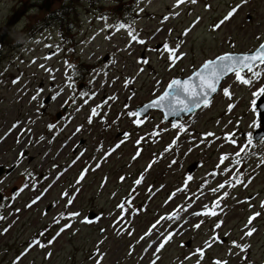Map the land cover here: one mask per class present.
Listing matches in <instances>:
<instances>
[{"label":"rangeland","instance_id":"obj_1","mask_svg":"<svg viewBox=\"0 0 264 264\" xmlns=\"http://www.w3.org/2000/svg\"><path fill=\"white\" fill-rule=\"evenodd\" d=\"M237 5V14L214 29ZM56 10L58 21L47 25V14ZM129 31L146 43L133 41ZM263 40L264 0H186L179 5L177 0H0V264H96L97 259L101 264H264V143L235 155L257 127L253 101L259 96L252 93L264 85V66L251 86L236 82L234 74L225 78L209 107L182 118L186 131L165 123L157 111L140 126L125 114L204 61L252 51ZM165 42L182 56L175 67L163 51ZM142 59L150 63H138ZM82 83L85 87L78 89ZM223 88H230L232 99ZM38 89L43 92L32 101ZM57 92L42 112V101ZM97 105H103L100 115L89 124ZM60 114L66 119L56 121ZM13 124L18 127L12 129ZM50 125L55 127L50 130ZM229 134L235 144L226 139ZM222 155L229 159L220 164ZM237 171L246 186L210 191ZM142 174V183L135 185ZM121 177L126 179L121 182ZM223 191L229 196L216 209L218 216L193 215L206 204L211 207ZM65 192L69 195L63 197ZM68 200L73 203L66 207ZM123 202L122 211L117 205ZM189 204L187 211H179V220H162L145 235L161 217ZM71 212L80 215L68 218ZM255 213L260 215L249 227L256 231L246 237L245 225ZM85 217L92 222H82ZM201 220V227L193 229ZM218 221L222 227L214 232ZM66 223L71 227L57 236ZM181 223L180 234L156 253L153 242L162 238L159 234ZM214 234L223 243L209 248L205 242ZM34 240L46 247L22 256ZM233 241L246 250L233 247ZM198 248L205 249L202 260L193 255Z\"/></svg>","mask_w":264,"mask_h":264},{"label":"snow or ice","instance_id":"obj_2","mask_svg":"<svg viewBox=\"0 0 264 264\" xmlns=\"http://www.w3.org/2000/svg\"><path fill=\"white\" fill-rule=\"evenodd\" d=\"M186 0H177V4H183ZM190 3H196L197 0H188ZM243 3H247V0H242ZM210 7V6H206ZM240 5H237L233 9L229 11V13L224 16V18L219 21L216 25H214V29L220 28L226 21H230L234 15L237 14V11L239 9ZM124 25H120L119 28H123ZM119 30V29H118ZM129 36L131 39L139 44H145L146 42L142 39H138L136 35H134L131 31H129ZM184 34H187V30ZM257 39H262L261 37H257ZM163 51L167 53V58L169 60L170 67H175L176 62L182 59V56L178 54V48H172L169 47V44L167 42L163 45ZM138 63L142 64H149L150 61L147 59L138 60ZM264 66V42L260 43L259 46L250 53H242L239 55H235L233 53H224L220 56H217L214 60H207L205 61L202 66L195 70L191 76L188 78L181 80V79H172L168 84L167 87L164 89V91L156 97V99L152 100L150 103L143 106L142 110H136V111H127L125 114L129 117H135V119L132 121L136 126L142 125L145 120L141 119L142 115L148 110V109H161L164 110L165 116H175L178 115L179 112H192L194 109H199L201 107H209L210 106V96L212 93L217 92V85L220 84L221 80L229 75L234 74L236 82H238L241 85L244 86H251L254 83V80H259L261 78V67ZM41 67H44L41 65ZM47 70V69H46ZM140 71H143V68L140 69ZM245 73V74H242ZM250 74V75H249ZM13 83H17V81H13ZM128 81H125V84L127 85ZM160 82L157 81V84ZM223 95L229 99H232V92L230 91V88H223ZM43 92V89H38L36 95H33L31 97L32 101H36L37 98L40 96V94ZM261 94H264V85H262L257 91L253 92L252 95L254 97H258ZM60 95L59 92H57L54 96H52V100H56L57 97ZM109 99H113V97H109ZM68 101H65L67 103ZM85 103H87V100H85ZM253 105H255V101H253ZM103 105H97L96 107L92 108L91 113L88 117V123L91 124L93 122V117L99 116L100 112L99 109ZM40 107H44L43 104L40 105ZM127 107V106H126ZM234 105L229 104V110H232ZM39 111V109H37ZM77 111L80 110L78 107L76 109ZM255 111V108L253 109ZM17 124L12 125V129L17 128ZM54 125H50V130L54 128ZM173 128H178L180 131H186V129L182 125L173 124ZM12 129H9V132L12 131ZM82 130V126L76 128V133H79ZM28 131H31V129H28ZM155 135H159V133H154ZM7 135V134H5ZM130 134L125 133V137L129 136ZM214 133H207L205 134V137L213 136ZM4 139V137H0V140ZM144 138H141L140 140H137V145L141 144L142 140ZM226 139H228L231 143L235 144L236 141L231 138V134L226 136ZM40 141L44 140V137L41 136L39 138ZM17 143H20V137H17ZM39 142V141H37ZM261 142L264 143V137L261 138ZM31 143V140L29 141ZM123 143V141H121ZM175 143V141H174ZM252 144V137L251 133H249L247 144L242 146L240 150L235 154L237 157H240L242 153L245 155L247 154L245 152L246 148ZM120 144L118 143L115 148H118ZM115 148L112 149V151L115 150ZM111 153H106L105 158L110 155ZM83 155V153H81ZM140 155V149H137L136 156ZM20 157L24 156V152L21 151L19 154ZM136 157H133L135 159ZM79 159V157H77ZM229 159L227 155H222L220 158V164H223L225 160ZM264 162V161H262ZM75 163V161L73 162ZM173 163H176L173 161ZM236 164H240L241 161L237 160L235 162ZM99 166L98 164L96 165ZM152 165H149V168ZM219 167V165H218ZM147 170V169H146ZM87 171L89 169L86 167L81 171L80 176L77 178L76 183L79 184L81 181L84 180ZM223 171H231V169H223ZM209 175L215 176L216 173H210ZM239 172L237 171L232 178L229 180H226L220 184H218L215 188H211L210 191L213 194H216L220 192L221 190H224L226 187H235L237 184H242L246 186L244 181L239 179ZM126 178L121 177L120 180L123 182ZM143 174L140 178H137L134 181L135 185H140L142 183ZM188 180H191L192 177H188ZM29 185L25 184L24 188H28ZM182 189H178L177 191H181ZM20 191H23V189H20ZM69 194L67 192L63 193L62 196L66 197ZM175 195V194H173ZM43 196V193L41 196H38L36 199H34L27 207H31L35 205ZM229 196V193L227 191H223V194L220 196H216L215 200L212 202V206L209 207L207 204L204 205L203 209L200 212L193 213L194 216H211L216 217L218 216V212L216 209L220 208L221 202ZM191 199V198H190ZM73 203L72 200L67 201V206L71 205ZM127 202H123L120 205H117L118 208H120L122 211L125 208ZM191 207V204L185 206H178L177 209L173 211L172 214L168 215L167 217H161L160 220H158L155 224L152 225L149 232L145 233L146 236H149L152 234V231L157 228V226L160 224L162 220H179V211L184 210L187 211V208ZM264 207V205H262ZM80 213L78 212H71L67 214L68 218H75L78 217ZM260 213H255L253 216L249 217L248 223L245 225V228L247 229L244 232V235L246 237H250L254 234L256 231L255 228L249 227V225L252 224L253 220L259 216ZM61 218H64V213H61ZM0 219H3L2 216H0ZM55 223H59V220H55ZM84 223H91V219L85 217L82 221ZM184 223H187V221H184ZM204 223L203 220L199 221L198 223L192 225L193 229H199L201 225ZM222 221H218L213 228V231L215 232L216 229H219L222 227ZM184 224H177L176 228H172L171 230H168L165 233H160L161 239H159L158 242L154 241L153 243L156 244V253H159L162 249H164L165 245H167L170 241L174 239V237L178 234H180V231L183 229ZM71 224H64L63 227H61L60 232L57 233V236H59L60 233L64 232L66 229L70 228ZM7 231V229H5ZM103 231V230H101ZM129 234H131L129 230ZM143 239V237L141 238ZM53 243V241H48V244L50 245ZM207 247H212L214 243H223V240L220 239L218 235H213L211 238V242L206 241L205 242ZM232 246L235 248H240L242 251L246 250V247H242L240 244L236 243L235 241L232 242ZM34 247H40L44 248L46 247L45 244L41 243L40 240H34L30 243L28 249L25 250L24 253L21 255H27ZM151 247V245H149ZM147 251V249H146ZM205 252V249L198 248L196 249L195 253L193 255H199L200 259H203V254ZM49 255H51L49 253ZM155 255V253H154ZM158 258V257H157ZM187 259V257H186ZM21 257H17V261H20ZM96 264H101L100 259H97ZM152 264H156V261L153 260ZM197 264H200V260L197 261ZM214 264H228L227 261L217 260L214 262Z\"/></svg>","mask_w":264,"mask_h":264},{"label":"water","instance_id":"obj_3","mask_svg":"<svg viewBox=\"0 0 264 264\" xmlns=\"http://www.w3.org/2000/svg\"><path fill=\"white\" fill-rule=\"evenodd\" d=\"M235 55H237V54H235ZM108 60V57L106 56L105 58H104V61H107ZM193 74V73H192ZM191 74V75H192ZM190 75V76H191ZM188 78V77H187ZM178 79H181V78H178ZM184 79H186V78H183V79H181V80H184ZM218 86L219 85H217V89H218ZM213 94H215V93H212L211 94V96H210V98L213 96ZM49 102V98H46L45 100H44V104L45 103H48ZM151 102V101H150ZM150 102H148V103H150ZM148 103H146V104H148ZM146 104H144V105H146ZM144 105H142V106H140V107H138L136 110H142L143 109V106ZM256 109L258 110V117H259V119H260V122H259V126H260V129H258V130H256L254 133H253V137H252V139L254 140V141H257V140H259V139H261L262 137H264V95H262L260 98H259V100L257 101V103H256ZM155 108H153V109H148L142 116H144V115H146L149 111H151V110H154ZM156 110H159V111H161L163 114H164V120L166 121V122H170V123H174V122H176L178 119H180V118H182L183 116H187V115H189V114H191V113H193V112H195L197 109H194L192 112H179V114L178 115H175V116H165V112H164V110H161V109H156ZM60 116L59 115H57V118H59ZM26 153L24 152V155H25ZM11 172V170H8V171H6L5 172V174H9ZM2 173H3V168L2 167H0V176L2 175ZM0 200H1V196H0Z\"/></svg>","mask_w":264,"mask_h":264},{"label":"trees","instance_id":"obj_4","mask_svg":"<svg viewBox=\"0 0 264 264\" xmlns=\"http://www.w3.org/2000/svg\"><path fill=\"white\" fill-rule=\"evenodd\" d=\"M58 18H59L58 11H55L53 13H49L48 16L45 18V21H46L47 25H50L53 22H57ZM47 25H46V27H47Z\"/></svg>","mask_w":264,"mask_h":264}]
</instances>
